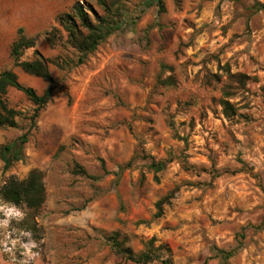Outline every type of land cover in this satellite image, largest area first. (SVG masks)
I'll use <instances>...</instances> for the list:
<instances>
[{
    "label": "rangeland",
    "instance_id": "1",
    "mask_svg": "<svg viewBox=\"0 0 264 264\" xmlns=\"http://www.w3.org/2000/svg\"><path fill=\"white\" fill-rule=\"evenodd\" d=\"M75 1L109 15L98 0H0V73L51 85L11 55L23 27L56 80L34 119L24 92L6 94L17 125L0 127V151L28 141L8 170L0 153V264H140L117 245L138 253L152 238L171 264H222L214 246L236 249L227 264H264V0H107L122 27L82 64L57 20ZM33 169L40 209L1 197Z\"/></svg>",
    "mask_w": 264,
    "mask_h": 264
},
{
    "label": "trees",
    "instance_id": "2",
    "mask_svg": "<svg viewBox=\"0 0 264 264\" xmlns=\"http://www.w3.org/2000/svg\"><path fill=\"white\" fill-rule=\"evenodd\" d=\"M104 7L108 16H101L92 7H86L81 1H75L71 7V12L62 13L59 15V23L66 27L68 31L69 42L80 52L76 64H82L88 55L94 52L101 42L105 41L111 34L122 27V22L119 19L110 17L112 11V2L107 0H98ZM150 5H156L160 10H164V0H149ZM259 6H263L260 5ZM92 11L94 18L90 15ZM53 30H56L53 28ZM49 40L55 43L56 37L48 33ZM34 49L35 58L32 60H22L24 52L27 49ZM11 55L15 62L19 64L22 69L34 76H38L43 80L49 82L48 86L42 94L36 92L31 86L22 84L17 74L11 70L6 69L0 73V127L12 126L15 127L17 122L15 120L16 111L9 108L6 101V94L10 87H14L24 92L28 98L36 105L33 119L38 116L40 108L44 107L52 98L54 90L55 78L49 69V59L36 47V38L26 34L23 27L18 29L16 40L12 44ZM225 113L232 112V104L228 100L222 101ZM28 141V135L25 133L11 144L2 147L1 159L4 162V168L9 169L15 162L22 161L25 158L24 145ZM132 161H129L125 166H130ZM167 165V160L152 159L150 168L155 171L163 170ZM172 192L165 195L157 202V212L155 216H160L163 212V204L169 201ZM1 197L9 203L20 206L25 204L31 209H40L46 200V187L44 183V174L40 169H33L29 175L20 180L15 176H10L5 186L2 188ZM154 239H149L144 243V248L138 253H134L132 249L123 248L117 245L119 252L125 255V258L140 264H147L154 260L161 259L162 264H171L169 259L161 258V246H155ZM215 256L219 257L222 264H227V260L233 256L236 249L226 250L223 248L213 247Z\"/></svg>",
    "mask_w": 264,
    "mask_h": 264
}]
</instances>
